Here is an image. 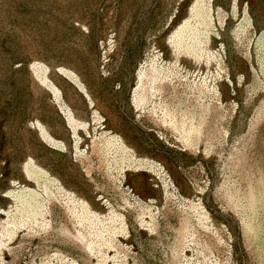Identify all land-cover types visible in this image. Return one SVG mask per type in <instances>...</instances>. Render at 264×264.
<instances>
[{"label": "rangeland", "instance_id": "1", "mask_svg": "<svg viewBox=\"0 0 264 264\" xmlns=\"http://www.w3.org/2000/svg\"><path fill=\"white\" fill-rule=\"evenodd\" d=\"M0 264H264V0H0Z\"/></svg>", "mask_w": 264, "mask_h": 264}, {"label": "bare ground", "instance_id": "2", "mask_svg": "<svg viewBox=\"0 0 264 264\" xmlns=\"http://www.w3.org/2000/svg\"><path fill=\"white\" fill-rule=\"evenodd\" d=\"M180 37H181V34L179 35L178 37V41H177V44L179 45L180 44ZM53 140V139H52Z\"/></svg>", "mask_w": 264, "mask_h": 264}]
</instances>
